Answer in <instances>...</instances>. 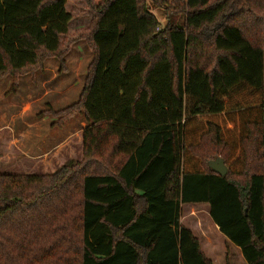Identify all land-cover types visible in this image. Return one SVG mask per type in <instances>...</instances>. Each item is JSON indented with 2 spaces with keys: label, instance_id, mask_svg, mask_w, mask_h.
I'll list each match as a JSON object with an SVG mask.
<instances>
[{
  "label": "trees",
  "instance_id": "trees-1",
  "mask_svg": "<svg viewBox=\"0 0 264 264\" xmlns=\"http://www.w3.org/2000/svg\"><path fill=\"white\" fill-rule=\"evenodd\" d=\"M88 3L94 57L59 112L83 113V159L0 174V264H217L183 206L264 264V0ZM72 20L66 0H0V79L66 72Z\"/></svg>",
  "mask_w": 264,
  "mask_h": 264
},
{
  "label": "rangeland",
  "instance_id": "rangeland-1",
  "mask_svg": "<svg viewBox=\"0 0 264 264\" xmlns=\"http://www.w3.org/2000/svg\"><path fill=\"white\" fill-rule=\"evenodd\" d=\"M66 1L73 15L69 43L77 38L65 55L67 71L56 59H49L40 72L0 79V174L48 175L69 160L83 159L82 131L87 127L83 113L70 117L69 112H59L79 101L94 57V47L86 38L95 21L88 13V0ZM154 13L161 22L160 32L167 24L166 15L159 8ZM80 30L84 36L76 35ZM104 173L108 172L97 170V174ZM208 214V206H183L181 223L200 239L204 252L217 264H226L227 256L230 264H246L240 251L220 236Z\"/></svg>",
  "mask_w": 264,
  "mask_h": 264
},
{
  "label": "water",
  "instance_id": "water-1",
  "mask_svg": "<svg viewBox=\"0 0 264 264\" xmlns=\"http://www.w3.org/2000/svg\"><path fill=\"white\" fill-rule=\"evenodd\" d=\"M210 168L218 175L224 177L228 173V169L221 158L209 163Z\"/></svg>",
  "mask_w": 264,
  "mask_h": 264
},
{
  "label": "crops",
  "instance_id": "crops-1",
  "mask_svg": "<svg viewBox=\"0 0 264 264\" xmlns=\"http://www.w3.org/2000/svg\"><path fill=\"white\" fill-rule=\"evenodd\" d=\"M40 72V71H39ZM83 132V131H82Z\"/></svg>",
  "mask_w": 264,
  "mask_h": 264
}]
</instances>
